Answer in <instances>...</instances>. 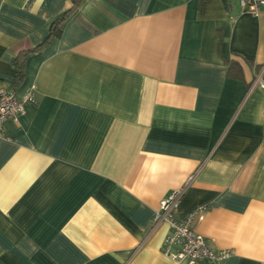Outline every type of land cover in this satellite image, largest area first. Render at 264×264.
<instances>
[{"label": "crops", "instance_id": "1", "mask_svg": "<svg viewBox=\"0 0 264 264\" xmlns=\"http://www.w3.org/2000/svg\"><path fill=\"white\" fill-rule=\"evenodd\" d=\"M234 54L264 64V6L0 0V88L36 86L2 124L0 264H188L155 223L176 190L221 264H264V84Z\"/></svg>", "mask_w": 264, "mask_h": 264}, {"label": "built area", "instance_id": "2", "mask_svg": "<svg viewBox=\"0 0 264 264\" xmlns=\"http://www.w3.org/2000/svg\"><path fill=\"white\" fill-rule=\"evenodd\" d=\"M241 11L253 16L260 13L264 0H237ZM260 77V74H258ZM261 84L264 82L261 81ZM36 102V86H30L23 94L18 95L13 88H0V134L2 124L6 119L17 120L24 112L27 104ZM181 190H176L160 201L155 223L164 221L169 231L164 238L161 251L167 257L176 261L193 264L205 261L209 264H221L230 254L228 250L213 249L206 238L195 232L191 227L193 213L181 218L175 217V212L181 197ZM173 246H178L174 250Z\"/></svg>", "mask_w": 264, "mask_h": 264}, {"label": "trees", "instance_id": "3", "mask_svg": "<svg viewBox=\"0 0 264 264\" xmlns=\"http://www.w3.org/2000/svg\"><path fill=\"white\" fill-rule=\"evenodd\" d=\"M202 2L203 0H199ZM66 15L58 17L54 20L50 26L49 32L44 40L43 44H46L52 37L60 35L61 28L60 25L65 20ZM35 49L25 50L22 54L21 61H15L14 65L17 67V74L15 75L12 81V87L15 88L24 75V59L27 55L34 52ZM225 64L227 65V75L232 78L243 80L247 83V85H251L256 78V75L260 74V78L264 81V64H256L251 59L240 55L234 54L229 59L225 60ZM249 73L250 78L247 80L246 73Z\"/></svg>", "mask_w": 264, "mask_h": 264}]
</instances>
